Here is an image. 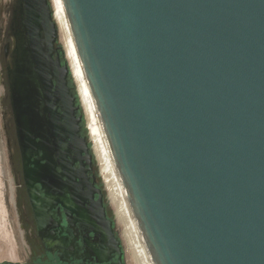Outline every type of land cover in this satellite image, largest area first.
<instances>
[{
    "label": "water",
    "instance_id": "water-1",
    "mask_svg": "<svg viewBox=\"0 0 264 264\" xmlns=\"http://www.w3.org/2000/svg\"><path fill=\"white\" fill-rule=\"evenodd\" d=\"M63 3L150 264H264V0ZM8 32L35 208L75 213L122 259L51 0H15Z\"/></svg>",
    "mask_w": 264,
    "mask_h": 264
},
{
    "label": "flooded vegetation",
    "instance_id": "flooded-vegetation-1",
    "mask_svg": "<svg viewBox=\"0 0 264 264\" xmlns=\"http://www.w3.org/2000/svg\"><path fill=\"white\" fill-rule=\"evenodd\" d=\"M5 40L6 44L3 51L4 65H0V77L2 79V83L5 84L7 89L6 101L5 99H1L0 103V106L2 104V107H0L2 118L5 122L2 132L5 130L3 133L6 134L7 131H9L8 125H6L8 118L11 127L13 125V132L16 138L15 145L20 153L13 115L10 108L7 80V70L11 63L10 52L14 46V41L11 37H9V33L5 36ZM7 45H10V51L8 55L6 54ZM5 102H7L6 106ZM19 162L20 166L18 171H15L19 178L18 179L15 177V182L19 183L17 191L18 202L21 204L19 217L22 227L28 231V236L31 239L32 237L35 239H32L31 247L33 253L36 254L37 259L36 262L30 264H125L124 255L122 256V259H120L118 254H103V240L96 236L91 228L81 226L82 224L80 219L77 218L75 213L74 216H72L73 213L68 214L60 206L53 207L47 210V212L44 214L39 212L35 208L32 198L28 192V188L24 179V167L21 155ZM92 175L95 176L92 182L97 188L102 190L97 174L95 173V165ZM102 194L104 196V206L107 210V217L108 219L113 220L109 213L103 190ZM68 216H70L69 222L67 220ZM33 253H31V256H33Z\"/></svg>",
    "mask_w": 264,
    "mask_h": 264
},
{
    "label": "rangeland",
    "instance_id": "rangeland-1",
    "mask_svg": "<svg viewBox=\"0 0 264 264\" xmlns=\"http://www.w3.org/2000/svg\"><path fill=\"white\" fill-rule=\"evenodd\" d=\"M14 1L15 0H0V65H4L3 51L6 44L5 36L9 33L8 27L11 20V12ZM59 44L63 47L60 40V35ZM6 98L7 89L5 84L2 83V79L0 77V103L1 99H5L6 101ZM6 105L7 102H5V106ZM0 107H2V104ZM84 119L92 148H94V143L92 142L89 132L88 120L85 118V116ZM4 123L5 122L2 118L0 126V264H30L36 262L37 259L36 254L33 253L31 247L32 239L34 237L31 239L28 236L27 229L22 227L19 217L21 204L18 202L17 197L19 183L15 182V177L18 178L15 171H18L20 166V153L15 145L16 138L13 132V125L11 127V124H9V120L7 118L6 125H8L9 131L4 134L3 132H5V130L2 132ZM94 156L110 206L117 234L122 243L124 263L140 264L139 259H137L134 255L130 243L128 242L129 240L127 238L126 226L119 219L116 209L112 204L110 192L105 182L106 175L101 162L95 153ZM31 253H33V256H31Z\"/></svg>",
    "mask_w": 264,
    "mask_h": 264
},
{
    "label": "bare ground",
    "instance_id": "bare-ground-1",
    "mask_svg": "<svg viewBox=\"0 0 264 264\" xmlns=\"http://www.w3.org/2000/svg\"><path fill=\"white\" fill-rule=\"evenodd\" d=\"M51 3L60 35V40L63 45L62 48L65 52L66 59L71 69L73 82L77 89V94L83 114L89 123V132L92 142L94 143V148L92 149L98 156L106 175L105 182L110 192L112 204L116 209L119 219L126 226L127 238L129 240L128 242L130 243L134 255L137 259H139L140 264H150L126 204V200L119 182V178L112 160L91 90L77 51L63 0H51Z\"/></svg>",
    "mask_w": 264,
    "mask_h": 264
},
{
    "label": "built area",
    "instance_id": "built-area-1",
    "mask_svg": "<svg viewBox=\"0 0 264 264\" xmlns=\"http://www.w3.org/2000/svg\"><path fill=\"white\" fill-rule=\"evenodd\" d=\"M1 122H2V113H1V110H0V126H1Z\"/></svg>",
    "mask_w": 264,
    "mask_h": 264
}]
</instances>
